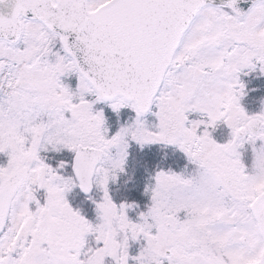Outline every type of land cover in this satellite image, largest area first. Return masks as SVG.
Listing matches in <instances>:
<instances>
[{
	"label": "snow or ice",
	"instance_id": "1",
	"mask_svg": "<svg viewBox=\"0 0 264 264\" xmlns=\"http://www.w3.org/2000/svg\"><path fill=\"white\" fill-rule=\"evenodd\" d=\"M0 264H264V0H0Z\"/></svg>",
	"mask_w": 264,
	"mask_h": 264
}]
</instances>
